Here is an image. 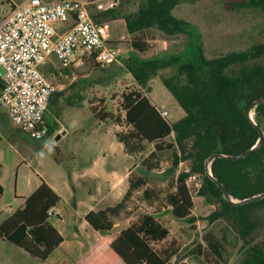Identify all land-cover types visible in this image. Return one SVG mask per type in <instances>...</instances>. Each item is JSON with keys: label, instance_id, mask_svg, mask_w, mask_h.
Returning a JSON list of instances; mask_svg holds the SVG:
<instances>
[{"label": "trees", "instance_id": "16d2710c", "mask_svg": "<svg viewBox=\"0 0 264 264\" xmlns=\"http://www.w3.org/2000/svg\"><path fill=\"white\" fill-rule=\"evenodd\" d=\"M232 11L251 10L264 16V0H219ZM182 0H146L139 12L125 17L128 30L134 34L132 48L145 53L149 45L142 37L150 28L167 34L191 37L192 27L178 19L172 11ZM113 11L97 13L93 18L103 23ZM100 14V15H98ZM113 15V14H112ZM114 16V15H113ZM115 18V16H114ZM133 77L139 88L126 90L119 101L117 112L109 111L106 99L90 110L100 122H114L127 127L117 133L127 154L141 157L148 145L154 149L141 164L149 174L131 182L124 199L116 207L87 216V222L96 230L107 233L113 229L109 216H118L126 208L133 193L146 187L142 197L146 201L163 202L174 218L191 222L195 203L188 179L191 175L203 177L201 194L220 209L215 219H224L238 233L243 245L239 264H264V199L245 205L228 202L214 180L206 172V163L215 154L239 155L252 149L259 141V132L247 115L251 105L264 98V42L246 50L232 51L207 58L199 41L190 42L183 53L135 65ZM171 71L172 75L159 73ZM160 77L164 86L184 110L185 116L171 123L156 108L145 89L149 82ZM3 84L0 81V89ZM255 124L264 132V103L252 112ZM52 131L49 129L50 137ZM59 149L53 156L59 162ZM165 154L172 157V167L165 190L147 186L151 174L160 169ZM191 163L189 172L176 175L180 162ZM213 177L237 201L264 193V142L252 154L238 161L218 158L211 165ZM61 202V197L44 181L18 209L0 225V239L25 250L32 257L47 261L64 242L63 236L51 221L50 211ZM170 230L155 216L145 214L137 222L113 236L106 237L75 264H190L178 257L176 251L158 250L155 245L168 239ZM207 246L201 255L211 264H226L222 241L204 237Z\"/></svg>", "mask_w": 264, "mask_h": 264}, {"label": "rangeland", "instance_id": "374dc122", "mask_svg": "<svg viewBox=\"0 0 264 264\" xmlns=\"http://www.w3.org/2000/svg\"><path fill=\"white\" fill-rule=\"evenodd\" d=\"M23 1L25 0H0V11L9 12L14 4ZM145 3L146 0H121L120 5L112 12L115 18L111 14L104 19L103 23L109 27L110 38L120 42L117 43L120 53L114 62L95 65V62L89 59L78 69L64 67L61 63H55L50 66L51 68H43L46 76L59 87V93L50 102L47 112V122L53 128H49L52 135L47 137V141L28 140L10 121L7 113L0 110V225L22 208V200L31 195L40 180L57 183L65 201L71 203L73 196H86L80 181L75 178L95 159L106 156L104 161H100L105 163L108 171L114 167L110 143L117 141L110 128L116 124L112 121L109 125L105 122L100 123L90 107L91 103L94 106L98 105L100 99L104 98L107 99L105 106L108 110L117 112L122 94L128 89L140 87L133 77L135 65L154 58L183 53L188 44L195 41L202 43L207 58L246 50L253 44L264 42V16L251 10H229L219 0H182L172 14L189 23L193 35L191 37L183 34L170 35L155 27L150 28L142 37L148 43L149 50L142 53L132 48L134 34L129 32L125 17L137 14ZM6 15L2 13L1 17ZM65 71L68 72L64 74ZM3 73L1 69L0 74ZM172 74L173 72L167 71L159 73V76ZM159 76L149 82L150 92L149 88L145 91L153 105L167 113L169 122H178L184 118L185 112ZM61 88L63 90H60ZM60 128H63L62 131L66 134H60L62 139L57 140L56 133ZM9 129H12L14 134L8 132ZM118 130L125 132L127 127L123 124ZM105 132H109V135L105 136ZM55 146L61 151L58 156L59 162L53 156ZM103 148L105 150L100 152ZM153 149L152 145H148L147 151L141 157L135 156L134 163H141L142 157ZM162 160L160 169L150 176L151 181L147 186L149 189L165 190L167 187L168 175L165 173L172 167L173 161L170 154H165ZM190 166L189 161L180 162L176 175L189 172ZM145 169L140 164L134 170L135 177L149 175ZM188 185L195 203L191 222L174 218L170 208L164 209L163 202L151 205V201L144 200L142 197V191L146 188L144 187L139 190L140 192L133 193L129 209L116 219L118 226L114 232L137 222L145 214H152L170 230L168 239L155 245V248L174 253L176 251L173 261L180 257L190 264H211L200 252V247L203 249L207 246L204 237L210 236L222 241L226 264H239L243 257L240 253L243 242L224 219H215L213 216L220 209V205L212 203L201 194L203 177L200 174L191 175ZM86 188H89V185H86ZM97 198L99 194L95 190V199ZM65 207L71 217H74L73 209L69 205ZM262 219L264 220V213ZM64 236L68 241L69 238H74L70 230ZM259 242L264 246V238ZM58 253L60 252H56ZM70 254L75 255L72 251ZM68 261V259L60 261L58 257L51 256L44 262L14 244L0 239V264H67Z\"/></svg>", "mask_w": 264, "mask_h": 264}, {"label": "built area", "instance_id": "2783aa9c", "mask_svg": "<svg viewBox=\"0 0 264 264\" xmlns=\"http://www.w3.org/2000/svg\"><path fill=\"white\" fill-rule=\"evenodd\" d=\"M120 1L25 0L9 12L0 11V17L7 14L0 18V107L32 140L48 137L45 115L58 92L42 68L53 57L64 67H80L89 59L98 65L114 62L120 42L112 40L108 24L96 22L93 15L115 10ZM57 25L68 28L59 34Z\"/></svg>", "mask_w": 264, "mask_h": 264}, {"label": "crops", "instance_id": "0c3cea01", "mask_svg": "<svg viewBox=\"0 0 264 264\" xmlns=\"http://www.w3.org/2000/svg\"><path fill=\"white\" fill-rule=\"evenodd\" d=\"M56 28H57V32L59 34H62L67 30L68 27L65 25H57ZM55 63H59V62L57 61L56 58L53 57L50 60V62L43 68L45 67L49 68ZM43 68H42V71H43ZM69 68L78 69L79 67L77 65H72ZM66 72L68 71H65L64 74H66ZM43 73L45 74V72ZM62 87H64V85ZM60 90H63V89L61 88ZM58 93H59V87H58V92L51 98L50 102L54 100V98L58 95ZM0 94H1V89H0ZM101 99H104V98H101ZM0 110L2 112L7 113V111L1 107H0ZM45 122L49 128H52L47 122V113L45 115ZM100 123H103V122H100ZM105 124L109 125L110 123L105 122ZM16 128L21 134H24L28 138V140L35 141V140H32L25 133L21 132L17 126ZM119 128L120 127L117 125L110 128V130H112L113 136L116 138V141H117V142L110 143V146H111L110 151L112 152V155L115 161L114 167L110 171H108L105 163L102 162L106 159V156H103V157L99 156L97 159L93 161V163L88 168L83 170L80 176L78 177L76 176L75 178L80 181L81 188L86 191V196H73V201H71V203H67L60 192V188H59L60 186L55 182L53 183L52 181L45 180V182L61 197V202L59 203V205L51 210V221L53 222L57 230L60 232V234L63 236L64 242L58 249H56L53 252L51 256H53L54 258L58 257V260L60 261H66V259H68L69 261L67 264H75L76 262H78L79 260L83 258L85 249L94 248L97 243L104 240L106 237L113 236L114 234L119 233L123 229L133 224L131 223L129 226L123 228L122 230L114 232V230L118 226L116 223V219H118V217H120L125 210L129 209L130 203L132 202L133 197H130V199H128V201L126 202V208L122 210L118 216H115V217L109 216V220L113 223V229L105 234L103 232L96 231L86 220L87 216L91 213L95 214V213H99L102 211H106L109 208L116 207L119 203H121V201L124 199L125 195L129 191L131 187V182L133 181L135 182L138 178H140V177H135L134 170L141 163L139 164L134 163L135 156H132L126 153L124 145L117 138V133L119 132L118 130ZM62 130L63 128H60L57 131L56 133L58 134L57 137H59L60 134L62 135L66 134V132ZM8 132L13 133L12 129H9ZM108 135H109V132H105V136H108ZM61 139H62V136L60 140ZM104 150L105 148L101 149L100 152ZM59 153H61L60 150H59ZM149 153L145 157H142V158L143 159L146 158L149 155ZM42 181L43 180H40V182L38 183L36 188L33 190V192L37 188H39ZM86 185L87 186L89 185V188H86ZM95 190L99 194V198L97 199H95ZM138 192L140 191H137L136 193ZM26 198L22 200L23 206H24ZM153 204L158 205V202L157 201L151 202V205ZM65 205H69L73 209V211L75 212L74 217H71ZM71 219H73V221ZM68 230L71 231L74 237V238L72 237L69 238V241L66 240L64 236L65 233L68 232ZM70 251L74 252L75 255L73 256L72 254H70ZM56 252H60V253L56 254Z\"/></svg>", "mask_w": 264, "mask_h": 264}, {"label": "water", "instance_id": "95a60500", "mask_svg": "<svg viewBox=\"0 0 264 264\" xmlns=\"http://www.w3.org/2000/svg\"><path fill=\"white\" fill-rule=\"evenodd\" d=\"M264 103V98L262 99H259L257 100L256 102H254L251 107L248 109V112H247V115L248 117L250 118L251 122L254 123V125L256 126L258 132H259V135H260V139L258 141V143L252 148L250 149L249 151L245 152V153H242V154H239V155H224V154H220V153H217L215 155H213L209 160L208 162L206 163V172L207 174L214 180L215 184L217 185V187L221 190V192L223 193V196L225 197V199L234 204V205H245V204H250V203H254V202H257V201H260V200H263L264 199V193L262 194H259L257 196H253L251 198H248V199H245L243 201H237V200H234L231 195L229 194V192L227 191V189L219 182L217 181L214 177H213V174L211 173V165L212 163L214 162V160L218 159V158H221V159H225V160H230V161H238V160H241V159H244L246 158L247 156H249L250 154H252L254 151H256L264 142V132L261 128H259L256 124H255V121L253 119V116H252V112L253 110L258 107L259 105L263 104ZM57 140L60 139V136L56 138ZM44 141H47V138H44L40 141H34V142H44Z\"/></svg>", "mask_w": 264, "mask_h": 264}]
</instances>
